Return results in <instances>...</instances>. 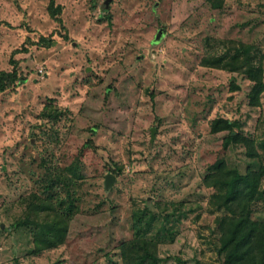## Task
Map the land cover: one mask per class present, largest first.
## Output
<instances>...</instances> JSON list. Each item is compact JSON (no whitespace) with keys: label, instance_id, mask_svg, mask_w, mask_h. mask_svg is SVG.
I'll return each mask as SVG.
<instances>
[{"label":"rangeland","instance_id":"374dc122","mask_svg":"<svg viewBox=\"0 0 264 264\" xmlns=\"http://www.w3.org/2000/svg\"><path fill=\"white\" fill-rule=\"evenodd\" d=\"M48 2L0 0V70L20 79L0 92V264H122L132 212L170 213L180 202L187 214L170 220L176 234L158 246L160 264H218L220 212L202 180L218 154L240 174L264 162V93L249 105L250 80L206 59L244 44L264 68V0H55L61 21ZM46 105L63 115L44 116ZM216 117L240 121L259 158L240 145L221 151ZM76 160L82 176L56 181V168ZM47 184L78 211L63 244L34 252L29 226L15 222L23 198L45 197ZM253 212L264 218V196Z\"/></svg>","mask_w":264,"mask_h":264},{"label":"trees","instance_id":"16d2710c","mask_svg":"<svg viewBox=\"0 0 264 264\" xmlns=\"http://www.w3.org/2000/svg\"><path fill=\"white\" fill-rule=\"evenodd\" d=\"M209 1L212 7L221 6V0ZM61 8L55 0H49L48 13L58 21H61L57 16ZM38 42L45 47L54 44L51 37L41 36ZM233 50L229 55L212 56L206 59V62L213 67L239 72L248 78L251 82L248 104L260 106L264 93V68L261 62L254 61L252 46L240 44ZM19 81L15 70L9 72L0 70V92ZM42 114L57 120L63 115V111L46 105ZM240 127L241 123L238 120L216 117L210 121V132L223 134L221 151H225L231 145H240L245 147L247 156L259 158L254 139L239 132ZM87 145L88 143H85L83 148ZM83 150L78 153L77 158L83 155ZM78 160L61 169L56 168L54 174L56 181L69 187L75 178L81 177L82 174L78 173L80 168ZM105 165L115 175L121 171L111 160ZM68 174H71V177ZM263 179L264 162L261 161L256 169L240 174L236 169L230 168L224 157L218 154L207 167L202 182L211 189L210 200L214 209L220 212L215 218L218 264H264V218L253 217L254 203L264 196ZM51 188L48 184L43 187L42 193L46 194L45 197L31 192L28 197L23 198L22 201L26 203V215L15 222L17 227L29 226L34 237V252H42L63 244L69 223L78 211L72 200L66 202L59 196L53 200L49 193ZM181 204L182 202L170 213L156 212L146 204L132 212V236L118 244L122 264H160L158 246L162 243H172L176 234V229L169 223L170 220L175 218L176 214L179 216L187 214L180 209ZM196 264L203 263L197 261Z\"/></svg>","mask_w":264,"mask_h":264},{"label":"water","instance_id":"95a60500","mask_svg":"<svg viewBox=\"0 0 264 264\" xmlns=\"http://www.w3.org/2000/svg\"><path fill=\"white\" fill-rule=\"evenodd\" d=\"M153 134L154 133H152V137H151L152 139H153ZM152 139H151V141H152ZM114 181H115V178L112 174L109 173V174L105 175V179H104L105 189H109L113 185Z\"/></svg>","mask_w":264,"mask_h":264}]
</instances>
